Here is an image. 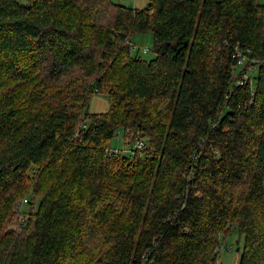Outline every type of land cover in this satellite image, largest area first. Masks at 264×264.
I'll return each instance as SVG.
<instances>
[{
    "label": "trees",
    "instance_id": "1",
    "mask_svg": "<svg viewBox=\"0 0 264 264\" xmlns=\"http://www.w3.org/2000/svg\"><path fill=\"white\" fill-rule=\"evenodd\" d=\"M233 231L264 264V4L0 0V264H221Z\"/></svg>",
    "mask_w": 264,
    "mask_h": 264
},
{
    "label": "rangeland",
    "instance_id": "2",
    "mask_svg": "<svg viewBox=\"0 0 264 264\" xmlns=\"http://www.w3.org/2000/svg\"><path fill=\"white\" fill-rule=\"evenodd\" d=\"M21 4L25 5L28 0H18ZM112 2L120 5L127 6L129 8L145 9L150 0H111ZM258 3L264 4V0H258ZM132 44L135 46L133 50L134 55L142 57L146 61H151L155 59L156 53L154 50V34L152 32L148 33H136L132 37ZM147 50V53L144 51ZM112 103L107 95L94 94L90 98L89 102V112L90 113H106L109 111ZM121 139L123 141V132L120 131ZM135 141V140H134ZM134 141L132 143H134ZM147 143V149L149 143ZM116 141L109 143V148L113 146H118ZM24 210H29L27 205L24 206ZM240 242V244L238 243ZM243 247V237L233 231L230 236L226 238L225 244L223 241L218 249V259L221 264H239L241 258V252L238 249Z\"/></svg>",
    "mask_w": 264,
    "mask_h": 264
},
{
    "label": "built area",
    "instance_id": "3",
    "mask_svg": "<svg viewBox=\"0 0 264 264\" xmlns=\"http://www.w3.org/2000/svg\"><path fill=\"white\" fill-rule=\"evenodd\" d=\"M148 51L145 50L144 53H147ZM239 64H242V61L239 62ZM236 68H234L235 71ZM245 79H247V76H244ZM246 81V80H245ZM244 80L239 79L238 80V84H244L245 83ZM121 134L120 132L116 133L115 137H114V141H116L119 145L118 146H113L112 148L108 149V153L111 156H130V157H135L136 153H142L143 151H145L147 149V143L144 140H139L136 139L134 141V143H129V144H123V141L121 139ZM123 140H124V136H123ZM28 203L27 200H24L21 204L20 207L21 209ZM20 209V210H21ZM23 210V209H22Z\"/></svg>",
    "mask_w": 264,
    "mask_h": 264
},
{
    "label": "crops",
    "instance_id": "4",
    "mask_svg": "<svg viewBox=\"0 0 264 264\" xmlns=\"http://www.w3.org/2000/svg\"><path fill=\"white\" fill-rule=\"evenodd\" d=\"M118 145V144H117Z\"/></svg>",
    "mask_w": 264,
    "mask_h": 264
}]
</instances>
